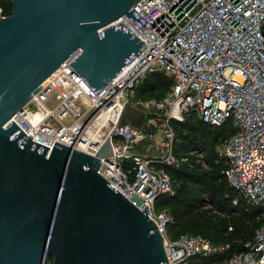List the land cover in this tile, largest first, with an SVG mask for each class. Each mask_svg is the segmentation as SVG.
Segmentation results:
<instances>
[{
	"label": "built area",
	"instance_id": "obj_1",
	"mask_svg": "<svg viewBox=\"0 0 264 264\" xmlns=\"http://www.w3.org/2000/svg\"><path fill=\"white\" fill-rule=\"evenodd\" d=\"M132 9L147 22L142 28L124 15L98 30L122 21L146 46L118 75L96 92L70 64L75 53L11 120L50 149L63 144L95 156L110 137L112 156L98 172L140 210L148 206L168 264L230 250L200 234L171 238L172 218L157 209L158 197L175 194L170 169L210 168L205 150L179 151L174 123L194 116L230 126L214 162L225 165L233 205L242 199L260 208L263 221L245 250L212 264H264V0H139ZM151 71L172 84L161 98L138 99Z\"/></svg>",
	"mask_w": 264,
	"mask_h": 264
},
{
	"label": "water",
	"instance_id": "obj_2",
	"mask_svg": "<svg viewBox=\"0 0 264 264\" xmlns=\"http://www.w3.org/2000/svg\"><path fill=\"white\" fill-rule=\"evenodd\" d=\"M139 0H12L0 11V264H168L148 206L99 174L95 156L27 137L11 118L70 63L97 92L146 46L121 21ZM53 258V261L50 260Z\"/></svg>",
	"mask_w": 264,
	"mask_h": 264
},
{
	"label": "trees",
	"instance_id": "obj_3",
	"mask_svg": "<svg viewBox=\"0 0 264 264\" xmlns=\"http://www.w3.org/2000/svg\"><path fill=\"white\" fill-rule=\"evenodd\" d=\"M0 10L3 16L11 15L12 0H0ZM171 84L165 74L154 71L148 74L139 90L148 99L161 98ZM174 126L181 141L179 151L191 148L205 150L210 168L189 170L182 166L170 169L175 194L158 197L156 206L167 208L172 218L168 227L171 238L183 233L200 234L214 244H230V250L222 257L198 256L188 263L212 264L223 257H230L235 251L246 249V244L252 241L255 230L263 221L259 218L262 210L247 207L242 199L238 206H234L233 199L237 195L223 174L225 165L214 162L218 143L233 134L232 128L227 131L225 125L211 126L194 116L184 122H176Z\"/></svg>",
	"mask_w": 264,
	"mask_h": 264
},
{
	"label": "rangeland",
	"instance_id": "obj_4",
	"mask_svg": "<svg viewBox=\"0 0 264 264\" xmlns=\"http://www.w3.org/2000/svg\"><path fill=\"white\" fill-rule=\"evenodd\" d=\"M153 72H154V71H151L150 73L153 74ZM137 98H138V99H148L147 97L141 95L140 90L137 91ZM224 127H225V129H226L227 131H230V129H231L230 126H224ZM205 156H206V154H205ZM206 161H207V158H206ZM208 169H209V168H208ZM157 209H159V210H164V211H166V212L168 213L167 208H157Z\"/></svg>",
	"mask_w": 264,
	"mask_h": 264
},
{
	"label": "bare ground",
	"instance_id": "obj_5",
	"mask_svg": "<svg viewBox=\"0 0 264 264\" xmlns=\"http://www.w3.org/2000/svg\"><path fill=\"white\" fill-rule=\"evenodd\" d=\"M96 125H97V127L99 129L101 127L102 123L101 122H97ZM102 133H104V131Z\"/></svg>",
	"mask_w": 264,
	"mask_h": 264
}]
</instances>
